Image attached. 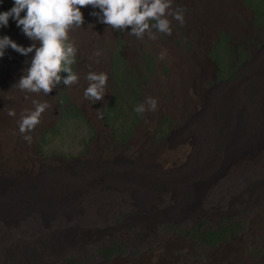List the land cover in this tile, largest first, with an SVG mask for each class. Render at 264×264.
I'll list each match as a JSON object with an SVG mask.
<instances>
[{"label":"rangeland","instance_id":"374dc122","mask_svg":"<svg viewBox=\"0 0 264 264\" xmlns=\"http://www.w3.org/2000/svg\"><path fill=\"white\" fill-rule=\"evenodd\" d=\"M13 6L14 0H0V12ZM172 10L183 11V24L169 16L171 35L152 29L155 39L147 33L141 39L130 29L101 23L91 15L99 9L82 8L84 24L70 32L78 49L72 67L79 82L61 81L49 95L23 91L18 97L16 88L20 100L4 108L7 88L17 84L35 54L5 50L0 110L18 109L19 119L4 123L16 129L0 133L3 144H12L24 167L42 177L89 181L82 191L89 202L74 208H89V216L63 212L58 221H40L38 227L31 208L25 216L1 217L0 264H10L9 252L67 232L77 239L71 248L40 254L42 264H264V0H173ZM3 36L26 48L35 43L12 18L0 28ZM97 51L102 55L95 56ZM187 70L190 105L178 113L167 85ZM90 71L108 75L101 101L84 97ZM148 97L161 106L138 114L136 107ZM37 99L51 107L33 130L21 134L20 115ZM210 112L214 118L204 125ZM146 154L156 174L186 175L180 184L165 183L151 205L129 194L142 185L94 175L145 166ZM6 157L0 141V183L12 191L24 168L13 167ZM198 162L211 167L196 178L188 170ZM96 194L101 200L93 201ZM17 264L34 263L22 257Z\"/></svg>","mask_w":264,"mask_h":264},{"label":"clouds","instance_id":"9594fccd","mask_svg":"<svg viewBox=\"0 0 264 264\" xmlns=\"http://www.w3.org/2000/svg\"><path fill=\"white\" fill-rule=\"evenodd\" d=\"M172 4L173 0H14V6L9 11L0 12V28L8 26L12 18L24 35L35 43L26 48L9 36L0 37V58L9 47L24 56L34 52L30 67L14 87L29 93L49 95L61 81L66 86L79 82V76L72 67L76 63L78 49L70 38V32L84 24L82 8L91 6L99 9L91 15L99 17L101 23L117 31L130 29V35L137 38L142 39L147 33L149 38L155 39L152 29L172 34L169 16L184 23L183 11H173ZM101 55L100 51L95 53L97 57ZM85 79L88 81L85 99L101 101L106 94L107 73L90 71ZM32 103L33 108L26 109L18 121L21 134L33 130L40 123L42 114L51 107L47 101L33 100ZM156 108L157 100L148 97L135 111L142 114ZM9 115L15 116L14 110H10ZM24 139L31 141L28 135Z\"/></svg>","mask_w":264,"mask_h":264},{"label":"bare ground","instance_id":"6f19581e","mask_svg":"<svg viewBox=\"0 0 264 264\" xmlns=\"http://www.w3.org/2000/svg\"><path fill=\"white\" fill-rule=\"evenodd\" d=\"M189 71L190 70L186 71V74L183 75L184 77L175 75L171 79L169 85H167L168 91L171 90L173 94V103L171 108H175L178 113L183 112L185 108L190 105V99L187 89L191 85V80H185L186 78L190 77ZM14 86L7 88V91L9 92H7V96L9 98L7 99V101L5 100V106L3 105L4 108L6 107L7 103H9L8 106H13V104L17 103V101L20 100L17 98L21 96L23 91L20 90V94H16L18 96L16 97V95L13 94L16 90V87ZM31 102H33V100ZM227 104L228 103L223 104V110L225 114H228L230 112V108ZM157 106H161V103ZM10 108L11 110H14L12 107ZM17 110H14L15 116L9 115V108L0 110V133H3V135L5 133L11 134L13 131H15L16 128L14 124H10L9 126L4 125V123L6 121H11L13 123L14 120L19 119ZM154 111L149 110L148 113H154ZM213 114L214 112H210L209 115H206L204 118H202L201 123L205 125V123L211 121L214 118ZM0 141L2 144V149L5 150V155L7 156L6 159H9L11 161L10 163L14 165L13 167L24 168L23 175H19L17 186L12 191L3 189V185L0 183V218L25 216V210L27 208H31V213H33V216H35L34 225L38 227L42 221H58L61 217V213L63 212L67 215H75L78 218L89 216V208H87L86 206V208L83 209H74L75 207H78L77 205L80 201L89 202V197L85 198L82 193V191L89 186V181H72L70 179L59 178L56 175L52 176L51 173H48L46 174V176L42 177L44 173L39 174L37 169L31 170L30 167H24L25 163L23 161V158L17 154H13L11 150L12 144H3L1 138ZM142 160L145 166H135V168H131L132 166L122 167L119 170H103L95 173L94 175L96 177H99L101 176L100 173H105L106 179L109 182H118L120 185H124L125 181L129 182L132 186L138 184L142 185L143 188H141L139 191H133L129 194H135L139 202L142 205L146 206L153 203L156 197L155 193L156 191H158V189L164 187L168 182L173 183L175 180L180 184L182 176H186L185 174H181L180 176H174L175 178L163 177L156 174L155 171L149 170L150 163H153V159L151 156H149V154H146V156L143 157ZM210 167V163L198 162L190 167L188 173L198 178V175L200 176V173H202V171L205 172L208 169L210 170ZM185 186L186 185L184 184L182 188H185ZM99 200H101L100 195L96 194L93 196V201ZM35 208L39 211L34 210ZM83 237L84 234L82 233L81 238ZM75 238V233L71 232L63 234L53 233L49 236H46L45 241H33L28 245V247H20L16 254L9 252L11 255H8L7 260L10 264H17L21 262L22 257H24L29 263L32 262L34 264H42L43 256H40V254L48 255L53 253L55 255H58L60 253H64V251H67L71 248L73 241L77 240Z\"/></svg>","mask_w":264,"mask_h":264}]
</instances>
